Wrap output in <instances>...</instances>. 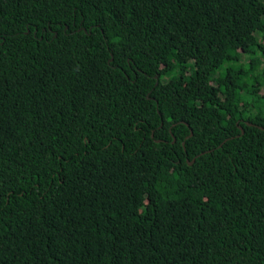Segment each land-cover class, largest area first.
I'll return each mask as SVG.
<instances>
[{
    "label": "trees",
    "instance_id": "1",
    "mask_svg": "<svg viewBox=\"0 0 264 264\" xmlns=\"http://www.w3.org/2000/svg\"><path fill=\"white\" fill-rule=\"evenodd\" d=\"M0 264H264V0H0Z\"/></svg>",
    "mask_w": 264,
    "mask_h": 264
},
{
    "label": "rangeland",
    "instance_id": "2",
    "mask_svg": "<svg viewBox=\"0 0 264 264\" xmlns=\"http://www.w3.org/2000/svg\"><path fill=\"white\" fill-rule=\"evenodd\" d=\"M245 56H243V60H244Z\"/></svg>",
    "mask_w": 264,
    "mask_h": 264
},
{
    "label": "water",
    "instance_id": "3",
    "mask_svg": "<svg viewBox=\"0 0 264 264\" xmlns=\"http://www.w3.org/2000/svg\"><path fill=\"white\" fill-rule=\"evenodd\" d=\"M241 130V129H240ZM190 133V132H189ZM173 139V138H172ZM193 158H191V160H192Z\"/></svg>",
    "mask_w": 264,
    "mask_h": 264
}]
</instances>
